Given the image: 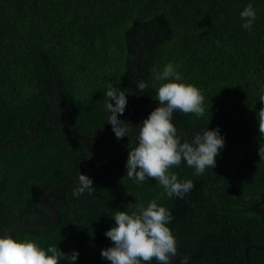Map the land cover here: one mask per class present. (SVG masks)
I'll use <instances>...</instances> for the list:
<instances>
[{
  "label": "trees",
  "instance_id": "obj_1",
  "mask_svg": "<svg viewBox=\"0 0 264 264\" xmlns=\"http://www.w3.org/2000/svg\"><path fill=\"white\" fill-rule=\"evenodd\" d=\"M248 4L256 11L251 31L240 16ZM169 63L179 66V82L205 98L202 117L173 113L182 142L205 129L219 128L225 138L215 168L208 169L218 174L219 191L210 186L206 196L213 203L202 210L218 220L210 233L222 255L211 259L230 264L235 253L227 243L255 230L251 217L260 218L238 205L239 196L258 200L264 189L257 116L264 107V0H0V238L17 222L49 221L42 195L95 168L76 139L112 135L103 101L109 84L125 92L128 103L118 117L133 114L134 134L91 140L101 163L91 178L92 194L74 198L77 184L55 193L47 203L58 223L18 228L13 238L63 254L76 251L75 264H110L101 251L113 246L105 233L115 226V213L131 214L135 207L129 204L147 207L153 200L170 211L167 226L177 242L184 228V237L196 231V225L174 226L184 196H204L197 179L203 176L185 161L170 169L180 181L193 182L182 199L168 198L155 180L139 184L126 177L130 141L136 146L141 122L159 107L157 89L165 81L155 76ZM138 80L148 85L141 93ZM60 264L68 262L62 257Z\"/></svg>",
  "mask_w": 264,
  "mask_h": 264
},
{
  "label": "clouds",
  "instance_id": "obj_2",
  "mask_svg": "<svg viewBox=\"0 0 264 264\" xmlns=\"http://www.w3.org/2000/svg\"><path fill=\"white\" fill-rule=\"evenodd\" d=\"M240 16L245 21L242 27L251 31L256 19L253 5L248 4ZM178 67L169 63L155 76L157 81H165L157 89L159 107L143 120L142 127L139 126L135 136L136 146L133 147L130 141L125 167L128 179H134L139 184L149 179L155 180L163 187L168 198L176 196L182 199L194 187L193 182L180 181L170 169L179 167L185 161L188 167L194 168L196 175H203L206 170L215 168L216 158L225 146V138L220 135L219 128L205 129L190 138L185 137L182 142L172 122L173 113L202 117L205 98L197 87L179 82L182 76ZM147 87L144 81H136L139 93ZM103 101L106 111L110 113L108 124L116 138L129 137L133 131L132 125L118 119L119 115L124 114L128 103L125 92L109 84ZM260 102L264 104V95L260 96ZM257 116L258 131L264 137V107ZM258 155L264 159V147L259 148ZM77 181L72 192L74 198L81 197L85 192L91 195L95 190L93 180L87 175L80 173ZM133 206L135 211L131 214L125 211L115 213V226L105 233L113 246L102 250L101 257L110 264H151L153 260L158 264H170L177 252V240L167 226L173 219L170 211L159 206L155 200L147 207L129 204V207ZM78 256L76 251L63 254L55 246L44 250L28 239L18 242L8 236L0 238V264H60L62 257L68 264H75Z\"/></svg>",
  "mask_w": 264,
  "mask_h": 264
},
{
  "label": "flooded vegetation",
  "instance_id": "obj_3",
  "mask_svg": "<svg viewBox=\"0 0 264 264\" xmlns=\"http://www.w3.org/2000/svg\"><path fill=\"white\" fill-rule=\"evenodd\" d=\"M132 117L133 114L127 115L126 123H129L130 118ZM142 122L140 125L141 127ZM131 133L134 134V130ZM137 134H135V136ZM79 138L84 140L90 139L91 137ZM76 140H78V142L82 146L81 141L78 138ZM90 141L91 140H89L88 143ZM202 176L203 178L198 176L197 179L200 180L199 185L201 186H199V189L204 190V196H201L197 193L185 195V199H182V218L178 219L175 222L176 225H174H186L189 228H191V226L193 225H196V231H194L196 233L193 232L184 237V228V233L180 234L179 241L177 242L176 253L186 258L190 264H218L211 258L219 259L221 257L220 254L222 246L214 245L216 235L210 233V225L216 224L218 220L215 218L212 219L208 217L207 208L202 210L206 202L213 203L211 201V195L209 196V198L206 196V194L208 195L210 186L212 187L214 194H217L219 191V188L216 184L218 174L215 171L206 170V172ZM211 178L213 185L210 184ZM244 199L245 200L243 201L239 196L238 205L243 208H246L248 206L250 211H252V213L256 215H259L260 218H255L251 214V218L253 220L252 225L255 227V230L247 232L246 234H236L234 235L232 241L227 243V249L234 250L235 253L233 258H230V264H247V260L249 264H264V251L252 248V246H254L264 250V189L262 190L258 200L255 197H249ZM189 202L191 204H189ZM192 204L195 206H193ZM189 207H192L194 209L188 210ZM244 214L247 218V213ZM237 222H245V219H239ZM245 253L247 255V258ZM183 257H176L173 264H185ZM220 261L224 264L223 258L220 259Z\"/></svg>",
  "mask_w": 264,
  "mask_h": 264
},
{
  "label": "water",
  "instance_id": "obj_4",
  "mask_svg": "<svg viewBox=\"0 0 264 264\" xmlns=\"http://www.w3.org/2000/svg\"><path fill=\"white\" fill-rule=\"evenodd\" d=\"M143 59L142 58H138L136 59L137 63H136V66H137V75L135 76V80L139 78V64L140 62L142 61ZM131 111V110H130ZM118 119L126 122L127 121V116L125 117H118ZM115 134L112 133L111 136L109 137H91L90 139H80L79 137H77L81 143H82V146L87 150V152L89 153L91 159L94 160L95 162V168L89 173L87 174V176L91 179L92 177H94L98 171L100 170V166H101V163H100V160L97 156V154L89 147V144H88V141L89 140H103V141H106V140H110L112 138H114ZM78 178L77 179H73V180H70V181H67L63 184H60L56 187H54L53 189L47 191L46 193H44L41 197V206L47 211V213L50 215L51 219L49 221H21V222H17L13 225H11L8 230H7V236L8 237H11L13 238V232L14 230L18 229V228H25V227H49V226H54L58 223L59 221V216L56 212L55 209H53L52 207H50L47 203V199L49 197H51L52 195H54L55 193L63 190L64 188H67L69 186H72V185H75L78 183ZM14 239V238H13ZM252 248H255L257 250H262L264 251L263 249H260L259 247H254L252 246ZM246 255V253H245ZM178 256H181L183 257L182 255H179V254H175L172 258H171V261H170V264H173L174 260L176 257ZM246 258H247V255H246ZM184 262L185 264H190L188 262V260L186 258H184ZM247 260V259H246ZM247 264L248 263V260H247Z\"/></svg>",
  "mask_w": 264,
  "mask_h": 264
}]
</instances>
